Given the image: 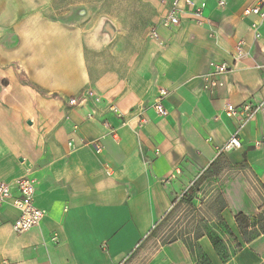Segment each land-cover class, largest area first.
<instances>
[{
  "label": "crops",
  "instance_id": "crops-1",
  "mask_svg": "<svg viewBox=\"0 0 264 264\" xmlns=\"http://www.w3.org/2000/svg\"><path fill=\"white\" fill-rule=\"evenodd\" d=\"M191 1L205 3L200 17L182 2L179 27L157 30L162 44L108 55L99 67L86 51L109 50L110 28L100 27L93 47L72 23L41 13L9 23L20 13L11 2L22 0H0V183L32 179L34 204L46 211L37 226L18 235L11 228L17 210H0V264H139L138 258L196 264L180 241L152 250L154 240L143 242L219 156L228 166L207 180L203 199L195 202H213L220 194L226 203L221 217L241 248L234 252L219 228L213 232L231 253L228 262L208 237L199 247L211 264H264V233L245 244L235 222L243 214L256 218L252 232L264 227V114L241 130L239 149L221 151L237 129L224 116L225 105L264 99V23L244 15L257 0ZM210 63L230 67L212 92L205 82ZM23 74L38 91L19 82ZM41 90L67 97L91 90L100 103L70 106ZM159 90L167 92L166 118L151 110ZM111 106L124 120L109 112ZM101 136L104 149L96 155L91 142Z\"/></svg>",
  "mask_w": 264,
  "mask_h": 264
},
{
  "label": "rangeland",
  "instance_id": "rangeland-1",
  "mask_svg": "<svg viewBox=\"0 0 264 264\" xmlns=\"http://www.w3.org/2000/svg\"><path fill=\"white\" fill-rule=\"evenodd\" d=\"M173 0H22V4L11 2V6L16 5L18 14L10 16L9 23H15L17 17H24L26 14L41 13L46 20H59L62 22L72 23L78 28L79 39L90 36L89 45L95 46L100 39V27L110 28L109 50L107 48H98L95 51H86L87 59L94 61L95 66L100 67L102 60L108 55L127 56L133 55L139 47L146 46L149 42L154 41L150 34L158 30L161 20L165 17L170 9ZM16 42V43H15ZM17 40H11V47L16 48ZM18 47V46H17ZM117 59V58H115ZM19 64L15 63L14 67ZM19 82L34 90L39 87L31 82L26 75L19 76ZM73 96H61L50 93L44 97L55 99L57 102L70 105L71 98H79L84 92ZM28 136V135H27ZM207 191L205 188L196 198H202ZM151 247V248H150ZM149 248H156L153 241ZM139 264H143L142 258H138Z\"/></svg>",
  "mask_w": 264,
  "mask_h": 264
},
{
  "label": "built area",
  "instance_id": "built-area-1",
  "mask_svg": "<svg viewBox=\"0 0 264 264\" xmlns=\"http://www.w3.org/2000/svg\"><path fill=\"white\" fill-rule=\"evenodd\" d=\"M182 2L185 7L191 8L196 17H200L203 14L205 9V3L203 2L193 3L191 0H173L170 9L161 20L159 27L165 30H172L179 27L180 15L183 10V6H181ZM219 5H223V2H219ZM263 6L264 0H257V4L255 6L248 7L244 10V15L247 17H256L264 23ZM150 36L154 41L162 44L163 40L160 38L157 30L152 31ZM255 36L258 38L259 34H256ZM240 45L241 43L239 46ZM239 46L238 49H240ZM210 68V73L205 76V82L207 83L209 90L212 92L214 89L221 86L219 79L229 73L230 67L226 63H210ZM166 96L167 92L165 90H159L154 102L151 105V110L158 118H166L168 115V111L165 107ZM86 100H90L95 104L100 103V98L91 90L84 92L79 98H71L69 103L70 106H76ZM109 112L119 120H124V116L115 106H111L109 108ZM259 113L264 114V99L258 104L251 102H245L239 106L226 104L223 109V114L227 119L237 122V129L221 147V151L239 149L241 147V130ZM89 117H91V114H89ZM139 123L144 124L145 119L140 118ZM125 124V121L121 123V125ZM104 126L108 127L107 122H104ZM108 135L114 136V130L110 128ZM104 138L105 136H101L91 142L96 155L101 154L104 149L102 144V140ZM69 145L71 147V144ZM110 174L112 173L110 172ZM34 195V181L30 178L23 177L17 180L13 186L6 183H0V210L6 205H10L18 212V217L11 225L15 234L20 235L28 232L30 229L37 226L46 216L45 210L35 206L33 201Z\"/></svg>",
  "mask_w": 264,
  "mask_h": 264
},
{
  "label": "trees",
  "instance_id": "trees-1",
  "mask_svg": "<svg viewBox=\"0 0 264 264\" xmlns=\"http://www.w3.org/2000/svg\"><path fill=\"white\" fill-rule=\"evenodd\" d=\"M226 165L227 162L224 161V158L219 156L185 194L172 202L170 210L154 225L143 243L154 240L157 247H162L180 241L196 258V264H211L198 244L199 239L206 236L221 261L228 262L231 253L224 240L214 234L213 229L219 228L224 232L232 241L234 252L241 248V244L234 238L221 217V212L226 208L223 197L220 194H215L213 202H199V206L195 202L196 195L201 193L207 180L217 177ZM239 168L244 169L246 165L242 164ZM213 220L214 223L211 224ZM235 222L245 244L264 233V227H261L257 232L251 231V228L255 226L256 218L238 214L235 216Z\"/></svg>",
  "mask_w": 264,
  "mask_h": 264
},
{
  "label": "water",
  "instance_id": "water-1",
  "mask_svg": "<svg viewBox=\"0 0 264 264\" xmlns=\"http://www.w3.org/2000/svg\"><path fill=\"white\" fill-rule=\"evenodd\" d=\"M27 124H30V122H28Z\"/></svg>",
  "mask_w": 264,
  "mask_h": 264
}]
</instances>
